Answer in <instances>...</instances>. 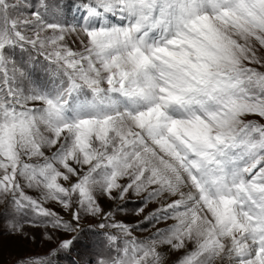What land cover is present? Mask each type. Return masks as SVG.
Segmentation results:
<instances>
[{"label": "snow or ice", "instance_id": "obj_1", "mask_svg": "<svg viewBox=\"0 0 264 264\" xmlns=\"http://www.w3.org/2000/svg\"><path fill=\"white\" fill-rule=\"evenodd\" d=\"M0 217L54 245L13 264H264V0H0Z\"/></svg>", "mask_w": 264, "mask_h": 264}, {"label": "rangeland", "instance_id": "obj_2", "mask_svg": "<svg viewBox=\"0 0 264 264\" xmlns=\"http://www.w3.org/2000/svg\"><path fill=\"white\" fill-rule=\"evenodd\" d=\"M31 194V193H30ZM111 202L104 201V206L107 208ZM142 205V200L137 197L130 198L124 205V211L119 213L118 218L124 220L127 223L135 224L143 219V215L154 210L157 205L151 204L145 209V213L140 216L136 215V209ZM56 211L60 212L67 219V214L64 213L59 207L54 206ZM8 220L5 217H0V246H2V256H0V262L2 264H13V262L21 256L29 253H45L54 245L43 242L42 232L43 229H35L26 227V231L35 237V241L25 240L19 236H9L7 234ZM165 227L164 224L159 225ZM143 227L146 231H137L135 234L140 238L149 235L152 231L150 224H144ZM52 264H87L89 259L95 260V256L86 252L81 246H78L70 253H61L57 257H52ZM170 264L174 262L175 255L170 258Z\"/></svg>", "mask_w": 264, "mask_h": 264}]
</instances>
